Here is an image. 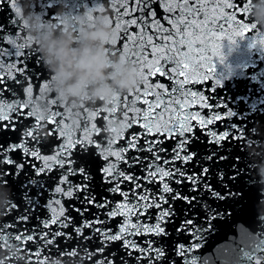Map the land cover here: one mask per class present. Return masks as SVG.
<instances>
[{
  "label": "snow or ice",
  "instance_id": "6c2138e0",
  "mask_svg": "<svg viewBox=\"0 0 264 264\" xmlns=\"http://www.w3.org/2000/svg\"><path fill=\"white\" fill-rule=\"evenodd\" d=\"M23 3L0 0L8 13L0 23V185L10 197L0 245L17 243L23 264L65 254L83 255L85 264H208L200 255L205 237L243 223L244 257L264 264V216L257 213L264 186L245 191L241 175L243 147L264 139V109L241 119L250 111L243 100L235 104L246 94L242 86L230 103L214 79L225 39L246 37L264 50L253 0H96L85 7V26L106 16L114 36L109 55L137 72L133 89L96 103L66 102L52 91L53 77L19 19ZM33 6L64 23L57 0ZM210 77L211 97L187 88ZM196 101L211 114L189 111ZM133 126L141 131L124 138Z\"/></svg>",
  "mask_w": 264,
  "mask_h": 264
},
{
  "label": "water",
  "instance_id": "95a60500",
  "mask_svg": "<svg viewBox=\"0 0 264 264\" xmlns=\"http://www.w3.org/2000/svg\"><path fill=\"white\" fill-rule=\"evenodd\" d=\"M35 0H24V3L20 6V15L19 19L22 24L25 25V29L28 37L31 38V42L36 45L35 51L39 54V59L42 61L43 67L47 71L48 75L53 77L50 81L51 89L57 94L59 98L63 101L71 103H88L90 101H85L83 98L68 100L64 96L58 94L56 90L57 77L55 73L51 70L49 64L46 62V57L42 54L39 46V36L52 32L55 30L56 34L59 35L60 29H69L73 33L78 34L81 31L90 30L95 28L101 21L106 23L110 28L106 16L103 14L96 17L95 23L91 27L85 26L87 24V12H81L87 6H90L93 3H96V0H57L60 4V7L56 11V15L60 16L64 23L61 25L56 21L50 20L45 14L36 10L33 6ZM258 0H253L254 6L257 4ZM264 2V0H261ZM254 9V7H253ZM252 9V10H253ZM162 10L158 9V12ZM7 9L0 10V23H7ZM79 25L78 28H74L73 25ZM167 26V25H165ZM10 27V26H9ZM111 29V28H110ZM112 31V29H111ZM114 37V36H113ZM112 40L106 44V53L109 55L110 47ZM250 41L246 37L237 38L236 42L230 43L227 39L222 41V53H223V62L219 58H214L215 64V73L214 79H219L221 81V86L218 88L217 95L221 99H227L232 103V94L236 92L238 86H242V90L246 93L244 96H237L235 104H238L241 100L246 103L247 108L250 110L248 113H245L241 116V119L244 116L251 115L258 108L264 109V50L259 48H252L249 46ZM76 45H73L75 47ZM111 57L109 63L110 65L113 62L121 60L114 56ZM28 62L31 65L33 63L32 56L28 57ZM36 67H39L37 65ZM111 67L109 71H111ZM154 80H159L161 83L168 84L164 77H154ZM196 80V77L192 78ZM213 84L211 77L208 80L203 81L202 83H189L187 88L192 91H196L205 96L211 97L212 93L210 88ZM255 93V95H253ZM7 95V93L5 94ZM211 99L209 103H213ZM93 103V102H92ZM189 111L195 113L199 112L202 116L207 117L211 114V110L208 108L199 107V101H196V104L192 106ZM96 123L99 126L103 123L102 117H97ZM213 127V126H209ZM141 131L137 126L126 130L123 133L124 138L128 137L129 132ZM77 135L80 133L77 132ZM123 139L117 141V144H122ZM175 144V140H169L168 146L172 147ZM243 152L247 153L244 157L242 163L247 165V168L241 171V175L245 177V191L247 187L255 186L261 187L264 186V139L262 140H252L249 139V142L243 147ZM250 177V179H249ZM125 187L122 185V188ZM152 190H157L158 185H149ZM242 187V185H236L233 188V191H237ZM117 200H120L121 197L117 195ZM10 203V197L8 189L3 185H0V222L4 220V210L8 207ZM67 207V204L65 205ZM243 207L242 204L236 205L235 211L238 217H242L240 209ZM258 215L264 216V199H261L260 203L257 205ZM40 215H47L45 212H41ZM72 215H76L74 212ZM121 219L117 217L116 220L112 221L113 226L116 225L117 220ZM135 222V217H133ZM37 221L33 219L29 223V227L35 225ZM55 228V225L52 226ZM260 228H264V225H261ZM260 228H254V231H259ZM249 229L243 223H238L232 228L227 226L217 229L216 232L210 236L205 237L206 243H203L201 249V257L208 261V264H248L247 259L244 257V251L249 250L247 245L242 242V234H247ZM138 239H143L138 238ZM64 244L73 243L71 240L62 241ZM35 247V245H33ZM43 251V249H41ZM52 251H55L53 248ZM17 256L20 257L21 264H23V257L17 247V243L12 241H6L4 245H0V264H14L10 262L8 257ZM179 259V258H177ZM48 264H85V258L81 255L80 259L73 257L71 254H65L63 256L57 257L52 256L48 260Z\"/></svg>",
  "mask_w": 264,
  "mask_h": 264
},
{
  "label": "clouds",
  "instance_id": "9594fccd",
  "mask_svg": "<svg viewBox=\"0 0 264 264\" xmlns=\"http://www.w3.org/2000/svg\"><path fill=\"white\" fill-rule=\"evenodd\" d=\"M251 18L264 28V2L258 0ZM113 38L111 29L103 21L78 34L60 29L59 35L53 30L39 36L40 50L57 77L58 94L68 100L83 98L96 103L108 101L116 93L136 86L137 72L132 65L119 61L109 63L111 57L106 53V44Z\"/></svg>",
  "mask_w": 264,
  "mask_h": 264
}]
</instances>
